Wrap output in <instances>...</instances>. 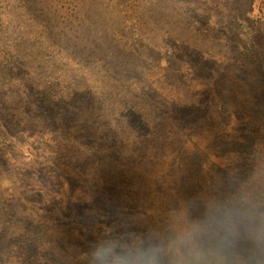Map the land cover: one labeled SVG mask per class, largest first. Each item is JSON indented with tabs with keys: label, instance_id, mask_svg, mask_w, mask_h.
<instances>
[{
	"label": "rangeland",
	"instance_id": "1",
	"mask_svg": "<svg viewBox=\"0 0 264 264\" xmlns=\"http://www.w3.org/2000/svg\"><path fill=\"white\" fill-rule=\"evenodd\" d=\"M0 264H264V0H0Z\"/></svg>",
	"mask_w": 264,
	"mask_h": 264
}]
</instances>
